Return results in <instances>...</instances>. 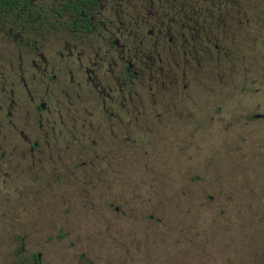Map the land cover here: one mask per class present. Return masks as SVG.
<instances>
[{
  "label": "rangeland",
  "instance_id": "obj_1",
  "mask_svg": "<svg viewBox=\"0 0 264 264\" xmlns=\"http://www.w3.org/2000/svg\"><path fill=\"white\" fill-rule=\"evenodd\" d=\"M233 1L132 141L0 166V264H264V0Z\"/></svg>",
  "mask_w": 264,
  "mask_h": 264
},
{
  "label": "flooded vegetation",
  "instance_id": "obj_2",
  "mask_svg": "<svg viewBox=\"0 0 264 264\" xmlns=\"http://www.w3.org/2000/svg\"><path fill=\"white\" fill-rule=\"evenodd\" d=\"M206 1L0 0V166L132 141L188 88Z\"/></svg>",
  "mask_w": 264,
  "mask_h": 264
},
{
  "label": "trees",
  "instance_id": "obj_3",
  "mask_svg": "<svg viewBox=\"0 0 264 264\" xmlns=\"http://www.w3.org/2000/svg\"><path fill=\"white\" fill-rule=\"evenodd\" d=\"M34 259H36V255H34Z\"/></svg>",
  "mask_w": 264,
  "mask_h": 264
}]
</instances>
